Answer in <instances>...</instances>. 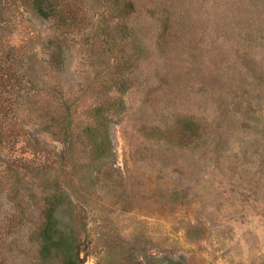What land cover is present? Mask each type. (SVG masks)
I'll return each mask as SVG.
<instances>
[{
	"label": "rangeland",
	"instance_id": "374dc122",
	"mask_svg": "<svg viewBox=\"0 0 264 264\" xmlns=\"http://www.w3.org/2000/svg\"><path fill=\"white\" fill-rule=\"evenodd\" d=\"M128 1H1L0 260L60 189L82 264H264V0Z\"/></svg>",
	"mask_w": 264,
	"mask_h": 264
},
{
	"label": "trees",
	"instance_id": "16d2710c",
	"mask_svg": "<svg viewBox=\"0 0 264 264\" xmlns=\"http://www.w3.org/2000/svg\"><path fill=\"white\" fill-rule=\"evenodd\" d=\"M0 0V6H1ZM131 6V2L125 0L123 8ZM38 16L46 19H52L60 25L68 23L70 27L76 25V13L71 5L64 0H36L34 5ZM109 111L108 107L98 105L91 109L92 123L86 129V136L93 137L90 145L97 150L98 137L94 136L98 125L105 119V113ZM88 138V139H89ZM96 140V142H95ZM70 200L68 196L60 189L44 196L42 209L40 211V221L35 232L30 236V240L37 243V260L41 264H82L79 258V248L81 233L83 232L82 223L77 221L74 212H70L69 221L59 220L56 213L64 205L68 206ZM158 264H162L157 260ZM0 264H3L0 260ZM163 264H184L182 258L178 260H165Z\"/></svg>",
	"mask_w": 264,
	"mask_h": 264
}]
</instances>
